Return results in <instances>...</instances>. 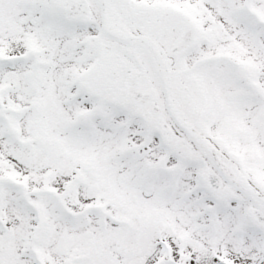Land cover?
I'll list each match as a JSON object with an SVG mask.
<instances>
[{"label": "snow or ice", "instance_id": "snow-or-ice-1", "mask_svg": "<svg viewBox=\"0 0 264 264\" xmlns=\"http://www.w3.org/2000/svg\"><path fill=\"white\" fill-rule=\"evenodd\" d=\"M0 264H264V0H0Z\"/></svg>", "mask_w": 264, "mask_h": 264}]
</instances>
